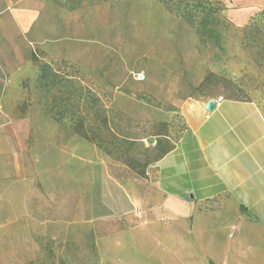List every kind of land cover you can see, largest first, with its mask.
Wrapping results in <instances>:
<instances>
[{
  "label": "rangeland",
  "instance_id": "obj_1",
  "mask_svg": "<svg viewBox=\"0 0 264 264\" xmlns=\"http://www.w3.org/2000/svg\"><path fill=\"white\" fill-rule=\"evenodd\" d=\"M209 1L221 21L206 27L158 0H25L38 13L21 31L0 26V264H228L220 240L205 258L191 224L156 221L160 198L138 175L186 127L172 84L264 116V0ZM43 62L65 87H44ZM105 115L121 138L111 154L73 131L80 116L98 132Z\"/></svg>",
  "mask_w": 264,
  "mask_h": 264
},
{
  "label": "crops",
  "instance_id": "obj_2",
  "mask_svg": "<svg viewBox=\"0 0 264 264\" xmlns=\"http://www.w3.org/2000/svg\"><path fill=\"white\" fill-rule=\"evenodd\" d=\"M24 2L6 0L0 9L5 33L8 26L21 31L27 13H38L20 8ZM8 7L17 11L3 18ZM182 89L170 85L167 103L178 108L186 127L146 172L152 187L146 195L160 198L155 220L191 224L183 232L205 258L219 253L220 240L228 264H264V116L255 102L231 97L208 110L218 96L197 98Z\"/></svg>",
  "mask_w": 264,
  "mask_h": 264
},
{
  "label": "trees",
  "instance_id": "obj_3",
  "mask_svg": "<svg viewBox=\"0 0 264 264\" xmlns=\"http://www.w3.org/2000/svg\"><path fill=\"white\" fill-rule=\"evenodd\" d=\"M174 15L179 18H182L187 24L191 26H212L216 25L221 21V17L219 15L218 6L213 5L209 0H158ZM40 54H44L45 52L39 49ZM38 54L34 51L32 54V59L34 61L37 60ZM39 78L42 81L44 87L46 89H51L54 86L62 84L61 86H66V81L68 82V78L64 77V75L58 70L54 68L52 62H43L39 68ZM224 97V96H223ZM225 98V97H224ZM243 100V99H242ZM60 114V115H59ZM58 119L61 118V112L57 113ZM102 128L100 131L96 132L91 128H85L83 118L78 116L76 123L73 125V131L76 134L81 135L85 139L90 142H94L99 148L107 151L108 153L113 152L114 144L119 137L116 129L111 125V120L108 115L104 116ZM123 139H125L123 137ZM172 145L166 147L161 150L158 155V158L154 161L158 160L161 156L167 153L171 149ZM137 163V158H134ZM147 161L145 164H141L138 167V175L144 177L147 172V168L149 164ZM135 169V166H133ZM31 264V263H30Z\"/></svg>",
  "mask_w": 264,
  "mask_h": 264
},
{
  "label": "built area",
  "instance_id": "obj_4",
  "mask_svg": "<svg viewBox=\"0 0 264 264\" xmlns=\"http://www.w3.org/2000/svg\"><path fill=\"white\" fill-rule=\"evenodd\" d=\"M137 79H139V80H144L145 78H146V75H145V73L144 72H139L138 74H137ZM224 99V97L223 96H218L217 98H212V100H214L215 102H216V104L217 103H219V102H221L222 100ZM211 100V99H210ZM209 102V101H208ZM208 104V103H207Z\"/></svg>",
  "mask_w": 264,
  "mask_h": 264
},
{
  "label": "water",
  "instance_id": "obj_5",
  "mask_svg": "<svg viewBox=\"0 0 264 264\" xmlns=\"http://www.w3.org/2000/svg\"><path fill=\"white\" fill-rule=\"evenodd\" d=\"M216 106V102L214 100H209L208 104H207V109L208 110H213Z\"/></svg>",
  "mask_w": 264,
  "mask_h": 264
}]
</instances>
